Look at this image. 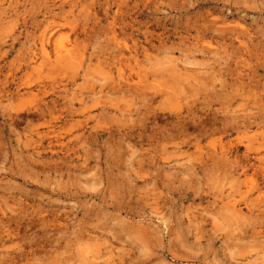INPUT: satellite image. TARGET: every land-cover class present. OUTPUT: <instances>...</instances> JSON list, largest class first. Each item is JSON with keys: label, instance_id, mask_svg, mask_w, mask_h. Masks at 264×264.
<instances>
[{"label": "rangeland", "instance_id": "374dc122", "mask_svg": "<svg viewBox=\"0 0 264 264\" xmlns=\"http://www.w3.org/2000/svg\"><path fill=\"white\" fill-rule=\"evenodd\" d=\"M0 264H264V0H0Z\"/></svg>", "mask_w": 264, "mask_h": 264}, {"label": "bare ground", "instance_id": "6f19581e", "mask_svg": "<svg viewBox=\"0 0 264 264\" xmlns=\"http://www.w3.org/2000/svg\"><path fill=\"white\" fill-rule=\"evenodd\" d=\"M45 35H42V39H41V50H42V52L43 53H45V50H44V46H45ZM63 52H68L67 50H65V49H59V50H57V53H63ZM67 59V58H66Z\"/></svg>", "mask_w": 264, "mask_h": 264}]
</instances>
